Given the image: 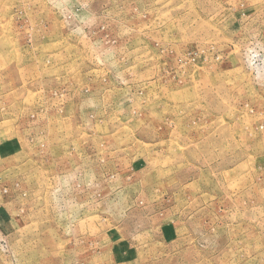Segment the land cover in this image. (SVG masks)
Wrapping results in <instances>:
<instances>
[{
  "label": "rangeland",
  "instance_id": "obj_1",
  "mask_svg": "<svg viewBox=\"0 0 264 264\" xmlns=\"http://www.w3.org/2000/svg\"><path fill=\"white\" fill-rule=\"evenodd\" d=\"M0 264H264V0H0Z\"/></svg>",
  "mask_w": 264,
  "mask_h": 264
},
{
  "label": "crops",
  "instance_id": "obj_2",
  "mask_svg": "<svg viewBox=\"0 0 264 264\" xmlns=\"http://www.w3.org/2000/svg\"><path fill=\"white\" fill-rule=\"evenodd\" d=\"M6 206H7L6 203L0 202V222L9 220V217L7 218V212H6V211H9V210L7 209Z\"/></svg>",
  "mask_w": 264,
  "mask_h": 264
}]
</instances>
